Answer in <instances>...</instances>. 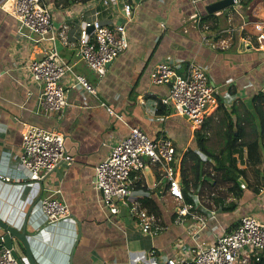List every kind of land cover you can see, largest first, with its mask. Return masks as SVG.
Returning a JSON list of instances; mask_svg holds the SVG:
<instances>
[{
    "label": "crops",
    "instance_id": "obj_1",
    "mask_svg": "<svg viewBox=\"0 0 264 264\" xmlns=\"http://www.w3.org/2000/svg\"><path fill=\"white\" fill-rule=\"evenodd\" d=\"M45 1L52 9L56 37L54 41L28 42L18 35L17 20L11 13L13 0H0V173L11 177L10 181L0 179V220L17 229L25 225L37 264H154L146 255L149 250L161 258H189L196 229L199 238L205 239L212 236L211 228L216 225L217 230H230L244 213L264 220V153L260 191L244 189L236 210H220L203 228H196V220L188 214L182 222L176 221L181 205L163 192L165 181L155 166L142 170L143 186L133 188L119 212L110 217L101 210L93 186L95 165L131 126L140 127L151 137L169 136L179 157L186 147L195 148L194 130L199 126L164 102L168 84L153 82L150 77L155 64L167 56L180 72L188 61L198 63L214 87L215 102L208 105L204 118L206 139L210 125L219 122L223 141L228 122L241 117L242 112L246 130L251 134L254 124L259 130L253 96L264 93V43L259 45L251 23L261 21L264 30V0H251L246 8L229 6L213 13L206 20L210 24L207 29L195 26L188 17L193 10L189 0H107V4L103 0L61 1L63 4ZM124 2L132 4L128 15L120 9ZM94 8L100 10L104 24L123 23L128 39L127 46L106 65L102 75L75 52L76 31L83 16ZM197 12L204 16L203 2L197 4ZM244 22L248 24L240 30ZM213 23L216 27H211ZM229 24L231 31L226 30ZM51 46L75 72L86 77L95 92L73 83L67 72L61 83L67 89L68 104L60 112L43 113L37 99L38 86L21 63L30 54L41 57ZM225 90L234 96L232 100L223 98ZM155 105L161 111L155 110ZM106 106L120 118L109 113ZM25 124L62 133L72 162L59 164L42 181L27 178L16 164ZM200 156L205 158L202 153ZM254 178L257 176L248 174L249 182H257ZM240 184L244 185L242 181ZM47 193L67 204V216L54 222L46 220L40 195ZM133 204L156 218L161 228L155 234L144 233L134 224L129 212ZM13 241L22 254L18 241ZM177 242L181 247H174ZM25 264L29 263L25 260Z\"/></svg>",
    "mask_w": 264,
    "mask_h": 264
},
{
    "label": "built area",
    "instance_id": "obj_2",
    "mask_svg": "<svg viewBox=\"0 0 264 264\" xmlns=\"http://www.w3.org/2000/svg\"><path fill=\"white\" fill-rule=\"evenodd\" d=\"M215 0H189L192 11L188 17L195 26L207 29L202 15L197 12V4ZM107 4V0H103ZM240 8V0H233L230 5ZM125 15L132 9L130 2H124L120 8ZM229 9V8H228ZM52 9L45 0H13L11 13L17 20V32L21 41L38 42L54 41L56 35L52 25ZM222 10L215 11V14ZM100 10L92 9L83 16L76 31V56L98 75L105 72L107 62H111L127 46L128 39L123 23L106 25L99 18ZM244 22L239 25L244 29ZM91 26V29H88ZM251 26L257 28L256 39L259 45L264 43V30L261 21H254ZM253 28V29H254ZM232 30V26L226 28ZM33 83L38 86V103L43 113L60 112L67 104V89L61 83L63 76L69 72L73 83L85 91L94 93V86L86 77L72 69V65L64 61L57 49L51 46L41 57L31 54L21 63ZM151 80L156 83H167L168 93L164 102L170 104L174 111L184 114L194 125L200 126L204 121L206 109L215 102L214 87L209 83L203 68L194 61H188L182 72L178 71L167 56L160 59L150 73ZM264 91V86H263ZM225 100L234 96L226 90L222 93ZM157 106L155 105V110ZM109 113L120 118L110 106ZM72 155L67 150L62 133L33 124H25L21 131V149L17 165L24 175L32 180L42 181L59 164L66 166L72 162ZM179 160L172 139L167 135L151 137L138 126L129 127L127 133L111 144L105 156L94 167L93 186L98 191V203L110 217L120 210V204L139 183L143 186L141 172L148 166H155L159 175L164 178L163 192L180 204L176 221L182 222L187 214L196 220V228L206 226L208 220H215L222 210L220 203H212L207 196L200 194L201 187H190L186 201L182 190L179 173ZM0 179L10 181L8 174L0 173ZM261 187H259L260 191ZM210 202V204H209ZM192 206L197 207L196 210ZM40 208L49 222L57 221L69 214L67 204L53 193L40 195ZM134 224L144 233L155 234L161 225L144 207L133 204L129 209ZM218 225L211 228L212 236L199 238L197 229L193 232V245L189 258L176 256L159 257L153 250L147 252L154 264H249L259 259L264 253V220L253 214H241L236 224L228 231L217 230ZM212 238V239H207ZM177 246V247H176ZM174 247H181L180 242ZM0 243V264H19L12 251ZM148 258V259H149ZM152 264V263H149Z\"/></svg>",
    "mask_w": 264,
    "mask_h": 264
},
{
    "label": "trees",
    "instance_id": "obj_3",
    "mask_svg": "<svg viewBox=\"0 0 264 264\" xmlns=\"http://www.w3.org/2000/svg\"><path fill=\"white\" fill-rule=\"evenodd\" d=\"M61 1L68 3L71 0H58L59 3H62ZM250 1L240 0V4L246 6ZM212 16L213 13L205 11L202 20L206 22L207 18ZM206 24L207 28H210V24L207 22ZM211 27H216V23ZM254 30L255 34L259 31L257 28ZM156 109L161 111L158 106ZM253 110L257 116L259 130H256L255 124L251 126L255 129L251 134L246 130L242 112L241 117H235L234 123L228 122L224 144L217 152L208 150L205 146L207 124L205 120L194 130L195 148L186 147L179 160L180 179L186 200H189L186 196L188 189L199 185L202 197L207 196L210 202L222 204V210L233 211L237 209V200L242 198L244 189L252 188L255 192L259 191L262 184L261 164L264 153V93L261 91L253 96ZM200 153L204 154L205 158H202ZM249 173L257 176L254 178L257 182L248 181ZM240 181L244 183L243 186ZM139 185L136 184L141 187ZM229 196L232 198L225 201L224 199ZM249 264H264V253L260 254L259 259L252 258Z\"/></svg>",
    "mask_w": 264,
    "mask_h": 264
},
{
    "label": "water",
    "instance_id": "obj_4",
    "mask_svg": "<svg viewBox=\"0 0 264 264\" xmlns=\"http://www.w3.org/2000/svg\"><path fill=\"white\" fill-rule=\"evenodd\" d=\"M232 3L233 0H215L205 4V11L208 13H213L218 10L225 11L228 10ZM88 29H91V26ZM108 63L109 62H107V64ZM0 228L2 230V233L0 234V243H3L8 247H13V254L15 255L19 264H23V257L29 264H37L29 247V242L26 236L28 232L26 231L24 224L20 229H17L0 220ZM13 239L17 240L19 246H21L23 249L22 254H20L15 248Z\"/></svg>",
    "mask_w": 264,
    "mask_h": 264
},
{
    "label": "rangeland",
    "instance_id": "obj_5",
    "mask_svg": "<svg viewBox=\"0 0 264 264\" xmlns=\"http://www.w3.org/2000/svg\"><path fill=\"white\" fill-rule=\"evenodd\" d=\"M243 8H246V6H242ZM241 7V8H242ZM231 24L226 25V27H229ZM244 30V29H243ZM230 116V115H229ZM235 120H231L232 123H234ZM191 122V121H190ZM220 123H216L214 122L212 125H210V128L208 129V132L210 133L209 137L206 139V144H207V149L208 150H214L217 151L220 147L217 146V144L219 143H223V141H221V139L223 138V130L220 128ZM210 142L213 143V145L211 146ZM232 197L230 196V198H226L224 199L226 200H230Z\"/></svg>",
    "mask_w": 264,
    "mask_h": 264
},
{
    "label": "flooded vegetation",
    "instance_id": "obj_6",
    "mask_svg": "<svg viewBox=\"0 0 264 264\" xmlns=\"http://www.w3.org/2000/svg\"><path fill=\"white\" fill-rule=\"evenodd\" d=\"M23 261H24L23 264H25V259H24V257H23Z\"/></svg>",
    "mask_w": 264,
    "mask_h": 264
},
{
    "label": "clouds",
    "instance_id": "obj_7",
    "mask_svg": "<svg viewBox=\"0 0 264 264\" xmlns=\"http://www.w3.org/2000/svg\"><path fill=\"white\" fill-rule=\"evenodd\" d=\"M214 13V12H213Z\"/></svg>",
    "mask_w": 264,
    "mask_h": 264
}]
</instances>
